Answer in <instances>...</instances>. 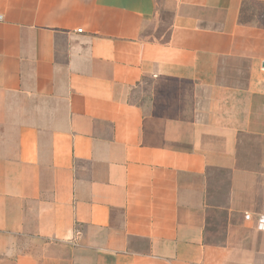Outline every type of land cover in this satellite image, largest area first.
I'll return each mask as SVG.
<instances>
[{
	"label": "crops",
	"instance_id": "1",
	"mask_svg": "<svg viewBox=\"0 0 264 264\" xmlns=\"http://www.w3.org/2000/svg\"><path fill=\"white\" fill-rule=\"evenodd\" d=\"M247 3L0 0V264H264Z\"/></svg>",
	"mask_w": 264,
	"mask_h": 264
},
{
	"label": "rangeland",
	"instance_id": "2",
	"mask_svg": "<svg viewBox=\"0 0 264 264\" xmlns=\"http://www.w3.org/2000/svg\"><path fill=\"white\" fill-rule=\"evenodd\" d=\"M242 22L251 23V24H259L264 26V3H247L243 5L241 10ZM242 148L249 150H256L258 148L257 141L246 140L243 142ZM256 158H254L255 160ZM260 217V216H259ZM258 217V218H259ZM258 226V219H257Z\"/></svg>",
	"mask_w": 264,
	"mask_h": 264
},
{
	"label": "built area",
	"instance_id": "3",
	"mask_svg": "<svg viewBox=\"0 0 264 264\" xmlns=\"http://www.w3.org/2000/svg\"><path fill=\"white\" fill-rule=\"evenodd\" d=\"M2 19V15H0V20ZM258 227L264 229V215H261L258 218Z\"/></svg>",
	"mask_w": 264,
	"mask_h": 264
}]
</instances>
